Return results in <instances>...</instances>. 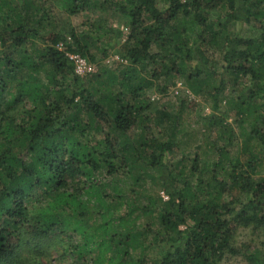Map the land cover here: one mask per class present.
I'll return each instance as SVG.
<instances>
[{
	"label": "trees",
	"instance_id": "1",
	"mask_svg": "<svg viewBox=\"0 0 264 264\" xmlns=\"http://www.w3.org/2000/svg\"><path fill=\"white\" fill-rule=\"evenodd\" d=\"M53 7L70 16L124 15L127 41L120 48L108 39L101 52L115 51L127 64L78 77L57 48L64 36ZM238 24L259 36L231 31ZM102 31L94 24L87 33L72 30L66 51L95 61ZM211 51L220 53V67H211ZM180 77L191 95L211 103V165L198 152L176 158L185 101L176 116L151 114L148 91L164 92ZM237 89L233 104L251 126L233 160L227 148L237 136L216 114ZM160 127L168 129L165 140L155 133ZM263 167L264 0H0V263L26 239L60 235L78 237L68 246L77 264H149L155 246L162 252L153 264H222L236 253L238 228H264ZM157 173L169 199L148 195L142 206L141 184ZM139 215L157 222L153 238L150 227L138 229Z\"/></svg>",
	"mask_w": 264,
	"mask_h": 264
},
{
	"label": "rangeland",
	"instance_id": "2",
	"mask_svg": "<svg viewBox=\"0 0 264 264\" xmlns=\"http://www.w3.org/2000/svg\"><path fill=\"white\" fill-rule=\"evenodd\" d=\"M52 16L55 20L56 30L64 36V40H62L59 45L62 44L64 46L62 52L66 53V46L74 44L70 36L72 30L76 33H87L89 24H94L96 27L100 25L106 27V31H102V34H107L106 39L102 40L98 45V49H92V55L95 57V61L90 62L86 58L89 63L92 64L94 73L85 77H80L82 80L98 75L101 72V68L117 69L118 67H123L121 66L122 64H127V62L122 60L115 51H109L106 56L101 52L106 45L105 43L109 40L112 43L117 41L120 48L127 41L129 29L124 15L114 11L91 9L78 16H70L65 14L59 7H53ZM231 31L238 32L243 37L247 38L259 36V31L256 28L242 24L236 25L235 28L231 27ZM114 37L117 40H113ZM157 51L158 50L154 49L153 52L156 53ZM208 60L211 67H220L221 56L219 52L211 51ZM160 85L162 87L165 86L164 83H160ZM147 96L153 103L151 111L153 115H156L158 112L167 111L171 115L176 116L180 113L182 101H185L187 104V107L181 115L180 123L184 135L179 140L180 148L175 152L176 158L181 159V157L186 156L187 158L193 159L196 152H198L202 158V165H211L216 161L213 141L217 138L216 135L211 134L210 128H208V118H210L212 114L210 101L199 99L191 95L185 79L181 77L168 81L164 92L160 91L158 85L152 87L148 91ZM239 96L238 89L236 93L232 92V90H228L221 104V112L216 114L225 125L230 126L237 136L233 146L227 148L231 153L230 159L233 160L241 156V148L244 143L243 136L245 137V133H248L251 126V120L248 119L247 115L241 117L237 114V110L233 103ZM161 128L162 127H160L159 130H155V133L165 140L167 139L168 129L161 131ZM164 128H168V124H166ZM260 149L261 148H257L256 150L259 151ZM242 160L244 161L245 159L243 158ZM262 172V175H264V167ZM143 181L144 182L141 184L143 188L142 195L139 196L140 198L138 200L140 205L145 206L148 203L146 200L148 195H152L155 198L161 197L163 202L169 199V195L163 189V180L159 173L155 175L150 174V176L144 178ZM123 182L127 184V186H124V189L129 187V191L133 190L134 186L131 180ZM163 195L168 199H164ZM136 216L137 215L132 216V219ZM138 217L136 221L138 229L141 230L150 227L154 233L150 234L149 239L153 238L154 234L158 231L157 222L152 220L151 217L144 215H139ZM72 242L76 244L78 242V237L74 236V238L69 239L67 237L55 235L52 236L48 242H35L26 239L20 244L15 256L10 261L0 264H77L73 254L68 248ZM232 247L236 253L227 254L222 264H252L250 259L254 255L264 259V228L253 226L238 228L233 235ZM161 252L162 250L157 246L150 249L148 252V257L151 260L150 263L153 264V261H157L161 256ZM139 255L140 252L133 254L135 259H138L140 257Z\"/></svg>",
	"mask_w": 264,
	"mask_h": 264
},
{
	"label": "built area",
	"instance_id": "3",
	"mask_svg": "<svg viewBox=\"0 0 264 264\" xmlns=\"http://www.w3.org/2000/svg\"><path fill=\"white\" fill-rule=\"evenodd\" d=\"M58 49L63 51L64 46L62 44H60L58 46ZM66 56L70 60V62L73 64L74 69H75V74L78 77H85V76H88L89 74L94 73V69L92 67V64L89 63V61L87 59H85L84 57H82L80 54L67 52ZM163 198L166 200L168 199L164 195H163Z\"/></svg>",
	"mask_w": 264,
	"mask_h": 264
}]
</instances>
